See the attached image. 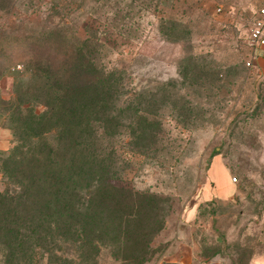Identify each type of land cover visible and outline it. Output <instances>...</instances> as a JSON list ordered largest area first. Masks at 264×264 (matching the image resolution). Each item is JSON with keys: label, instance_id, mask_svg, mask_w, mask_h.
<instances>
[{"label": "rangeland", "instance_id": "1", "mask_svg": "<svg viewBox=\"0 0 264 264\" xmlns=\"http://www.w3.org/2000/svg\"><path fill=\"white\" fill-rule=\"evenodd\" d=\"M49 3L0 0V15L18 28L17 12L25 29L60 26V12H50ZM263 5L264 0H76L74 21L82 33L85 22L98 29L101 59L117 69L124 98L163 88L176 96L170 106L149 107L164 121L149 152L146 140L129 128L109 132L110 151L117 150L114 183L125 193L94 205L104 214L93 219L97 249L82 248L74 236L52 240L47 223L30 218L22 220L17 237L15 219L4 218L0 264H264V67L257 64L263 51L251 41ZM172 21L177 30L165 32ZM45 62L38 53L28 75L2 63L0 97L31 90ZM183 100L190 111L181 107ZM125 115L127 125L132 110ZM13 144L12 130L0 121V150ZM6 183L0 173V189Z\"/></svg>", "mask_w": 264, "mask_h": 264}, {"label": "trees", "instance_id": "2", "mask_svg": "<svg viewBox=\"0 0 264 264\" xmlns=\"http://www.w3.org/2000/svg\"><path fill=\"white\" fill-rule=\"evenodd\" d=\"M75 1L50 0L49 11L60 12V26L49 29H25L20 12L14 16L21 22L19 28L0 15V68L6 63L28 75L27 66L38 53L49 64L39 69L38 82L31 90L0 97V121L14 136L12 147L0 150V173L7 179L0 189V220L14 218L17 237L22 220L46 222L50 239L74 236L90 251L98 248L92 239L93 219L104 216L94 205L121 200L125 193L123 186L114 183L112 153L117 150L110 151L109 132L129 128L132 136L146 140L144 150L149 152L148 143L164 128V121L156 119L149 107L170 106L176 93L163 88L124 98L117 69L101 59L98 29L85 22L82 33L75 23ZM23 4L28 6V2ZM88 12V18L95 19ZM178 26L172 21L165 32H174ZM52 59L57 61L50 65ZM182 80L188 81L187 74ZM181 107L190 111L187 103ZM128 110L133 115L124 125ZM54 256L60 261V256Z\"/></svg>", "mask_w": 264, "mask_h": 264}, {"label": "built area", "instance_id": "3", "mask_svg": "<svg viewBox=\"0 0 264 264\" xmlns=\"http://www.w3.org/2000/svg\"><path fill=\"white\" fill-rule=\"evenodd\" d=\"M221 10L220 7L216 9L217 12ZM251 41L254 45V49L262 50L264 48V5L257 10V17L253 22L251 29ZM257 57L254 55L251 60L246 62L247 66H252L254 59ZM233 181H236V178L233 177Z\"/></svg>", "mask_w": 264, "mask_h": 264}, {"label": "crops", "instance_id": "4", "mask_svg": "<svg viewBox=\"0 0 264 264\" xmlns=\"http://www.w3.org/2000/svg\"><path fill=\"white\" fill-rule=\"evenodd\" d=\"M262 51H263V53H262L261 57L257 60V64L264 67V48L262 49Z\"/></svg>", "mask_w": 264, "mask_h": 264}]
</instances>
